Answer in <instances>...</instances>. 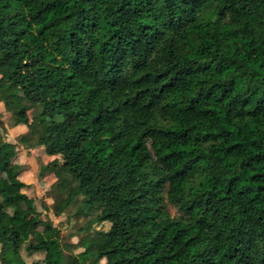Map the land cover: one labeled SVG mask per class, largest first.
<instances>
[{"label":"trees","instance_id":"trees-1","mask_svg":"<svg viewBox=\"0 0 264 264\" xmlns=\"http://www.w3.org/2000/svg\"><path fill=\"white\" fill-rule=\"evenodd\" d=\"M3 80L54 214L112 242L65 244L0 135V264L21 227L43 264H264V0H0Z\"/></svg>","mask_w":264,"mask_h":264},{"label":"rangeland","instance_id":"rangeland-1","mask_svg":"<svg viewBox=\"0 0 264 264\" xmlns=\"http://www.w3.org/2000/svg\"><path fill=\"white\" fill-rule=\"evenodd\" d=\"M6 80L0 82L1 86L6 84ZM3 105L0 102V121L3 127L0 126V135L5 136L9 141L16 143L15 163L22 168V179L25 181V186L22 191L34 200V209L37 216L42 221H50L53 226L60 231L59 235L65 244L79 243V247L74 248V252L82 249L80 246L83 237H87V241L91 238L93 231H101L102 234L94 239L96 245L92 249L91 256L94 257L100 248L108 247L112 242V236L108 234L107 222L92 223L90 228L86 230L89 217L74 216V208L59 215L53 212V203L55 201V185L54 179L48 171H43L40 166L46 164L48 157L45 153L46 148L42 146L25 148L22 141L25 134V128L22 125L13 124L9 117L2 113ZM0 183L6 184L11 190H15L4 174H0ZM168 212L173 215L176 212V206L166 202ZM21 242L16 249L9 253V256L14 260H23L25 264L39 263L43 264L44 253L42 251H32L26 248L25 242L28 238V230L24 227L20 228ZM39 236L49 238V232L40 227ZM89 237V238H88Z\"/></svg>","mask_w":264,"mask_h":264}]
</instances>
